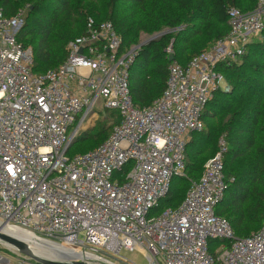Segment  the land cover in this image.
<instances>
[{"label":"built area","instance_id":"built-area-1","mask_svg":"<svg viewBox=\"0 0 264 264\" xmlns=\"http://www.w3.org/2000/svg\"><path fill=\"white\" fill-rule=\"evenodd\" d=\"M23 12L6 17L0 8V225L87 248L105 264L117 263L102 254L122 251L140 252L145 264H264V220L239 237L215 213L226 188L225 136L198 179L185 163L190 134L204 129L201 113L223 79L218 66L237 63L264 30V0L249 12L229 8L226 36L185 66L171 61L161 96L147 107L129 91L140 45L122 49L110 21L88 17L64 62L37 75L31 48L16 39ZM99 110H116L118 123L93 150L69 155ZM175 177L188 180L183 200L151 215ZM214 241L221 244L211 250ZM30 261L0 255V264Z\"/></svg>","mask_w":264,"mask_h":264},{"label":"trees","instance_id":"trees-1","mask_svg":"<svg viewBox=\"0 0 264 264\" xmlns=\"http://www.w3.org/2000/svg\"><path fill=\"white\" fill-rule=\"evenodd\" d=\"M257 2L0 0V8L6 17L15 16L19 10H27V21L23 22L16 39L23 47L31 48L32 71L37 75L64 62L67 44L85 33L88 17L96 22L110 21L125 50L131 45L138 46L142 33L163 32L138 46L128 68L133 104L147 107L161 96L165 88L170 64L166 52L168 47H171L173 60L185 66L193 56L228 34L229 8L249 12ZM217 70L225 75L232 87L222 103L218 96L219 88L205 105L201 113L204 129L207 120L218 116L205 131L190 134L185 147L186 174L195 180L200 177L204 163L216 152L217 141L224 135L227 142L223 161L226 188L215 213L225 218L234 233L241 237L258 230L264 220V40H252L237 63L228 66L220 64ZM107 116L112 123L105 127L104 123L108 121L103 119ZM101 117L103 119L92 128L96 131L91 137L93 143L84 152L103 142L119 121L116 110H109L108 114L105 110V116ZM202 132L203 135L200 134ZM194 134L197 141L193 139ZM196 142L202 145V149L190 150ZM128 169L125 168L123 174ZM188 184L185 178L176 186L171 184L168 194L156 207L157 213L167 207L176 208L183 200Z\"/></svg>","mask_w":264,"mask_h":264},{"label":"rangeland","instance_id":"rangeland-1","mask_svg":"<svg viewBox=\"0 0 264 264\" xmlns=\"http://www.w3.org/2000/svg\"><path fill=\"white\" fill-rule=\"evenodd\" d=\"M22 18H23V22L25 23L27 21V10L26 9L23 12ZM160 33H163V32H160ZM160 33H158V34L142 33V34H140L139 42H140V44H146L150 40V38H152L153 36L156 38ZM257 39L258 40H264V33H260L258 35ZM131 47H133V46L131 45ZM231 87H232L231 84L226 80L225 75H224L223 79L221 81V84L219 87L220 90L218 93V96H219L221 103L225 99V94L231 89ZM106 112L108 114L109 111L106 110ZM97 115H98L97 119L94 120V122L90 126V128L89 127L84 128L79 132V136L76 138L75 142L73 143V145L69 151V155L82 153L91 147V145L93 143V139H91V137L96 133V131L92 128L94 127V125L97 121H100L101 119H103L101 117L102 116V110H99L97 112ZM217 116H215V118ZM108 117L109 116H107L103 119L104 121H108V122L104 123L105 127H108L110 125V122L112 123V121H109L110 118H108ZM215 118H212V120L211 119L207 120V122L205 124L204 131L207 129V125H212L210 123H213L215 121ZM200 134L203 135V132ZM193 139H194V141H197V135L196 134H194ZM192 149L193 150L202 149V145H200L196 142V144L190 148V150H192ZM182 179H184V178L175 177L172 181L173 186H176L180 181H182ZM156 212H157V209L152 210L151 215L156 214ZM1 233L22 241L25 245L31 247V249L34 252L46 254L48 256V257H44V258H48V259L57 258L59 260H67V261H72V262L73 261H78V262L80 261V262H84V263H88V264H105V263L99 262L97 260L92 261L90 259V258H92L90 256L92 251H89L87 248H84V247L75 246L74 248H70V245L63 244L64 246H69V248H65V247H62V246L57 245L55 243H52L50 241H48V242H46L45 240L43 241L42 239L36 238L33 235H31L27 232H23L17 228H11V227L7 228V227L3 226L1 229ZM6 242L7 241H4L2 238H0V255L4 256L5 258L14 259V260H21V259L28 258L26 255H24L22 252H20L16 246L10 245V244H8V242L7 243ZM220 244H221L220 241H214L211 243L210 249L214 250ZM96 253L100 254L99 252H96ZM35 255H37V254H35ZM102 255L105 256V258L108 261L113 262V263H117V264H126L125 262L120 260V259H122L121 257H125V258H127V259H129V260H131L137 264H145L146 263V259L138 251H122L119 254V256H116L115 258L111 254H102ZM40 257H43V256H40ZM30 262L32 264H35L33 261H30Z\"/></svg>","mask_w":264,"mask_h":264},{"label":"water","instance_id":"water-1","mask_svg":"<svg viewBox=\"0 0 264 264\" xmlns=\"http://www.w3.org/2000/svg\"><path fill=\"white\" fill-rule=\"evenodd\" d=\"M155 37L153 36L151 39H154ZM140 46L143 44H139ZM169 61H173V56L169 55L168 57ZM0 238H2L4 241H7L8 243H11L12 245L16 246L20 252H22L24 255H26L29 259L34 261L37 264H88L84 262H78V261H67V260H59V259H48L44 257H40L38 255H35L32 253L29 248L20 240L12 238L8 235H4L0 233ZM1 262H7V259H3Z\"/></svg>","mask_w":264,"mask_h":264},{"label":"bare ground","instance_id":"bare-ground-1","mask_svg":"<svg viewBox=\"0 0 264 264\" xmlns=\"http://www.w3.org/2000/svg\"><path fill=\"white\" fill-rule=\"evenodd\" d=\"M2 227L3 226H1L0 225V233H1V229H2ZM21 231H23V230H21ZM23 232H27V231H23ZM27 233H29V234H31V235H33L32 233H30V232H27ZM1 234H3V233H1ZM5 235V234H4ZM34 236V235H33ZM44 241V240H43ZM47 242V241H46ZM7 243V242H6ZM8 244H10V245H12L11 243H8ZM27 246V245H26ZM60 246H62V247H65V248H69V246H64V245H60ZM33 253H35V254H37V255H39V256H43V257H48L46 254H42V253H38V252H34L32 249H31V247H29V246H27ZM70 248H72V247H70ZM50 258V257H49ZM55 259H57V258H55Z\"/></svg>","mask_w":264,"mask_h":264},{"label":"crops","instance_id":"crops-1","mask_svg":"<svg viewBox=\"0 0 264 264\" xmlns=\"http://www.w3.org/2000/svg\"><path fill=\"white\" fill-rule=\"evenodd\" d=\"M257 38H255V40H256ZM254 40V39H253Z\"/></svg>","mask_w":264,"mask_h":264}]
</instances>
